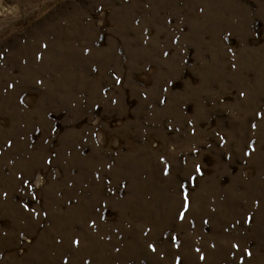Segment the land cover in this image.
I'll return each mask as SVG.
<instances>
[{
    "label": "rangeland",
    "instance_id": "374dc122",
    "mask_svg": "<svg viewBox=\"0 0 264 264\" xmlns=\"http://www.w3.org/2000/svg\"><path fill=\"white\" fill-rule=\"evenodd\" d=\"M0 57V264H264V0H0Z\"/></svg>",
    "mask_w": 264,
    "mask_h": 264
},
{
    "label": "snow or ice",
    "instance_id": "6c2138e0",
    "mask_svg": "<svg viewBox=\"0 0 264 264\" xmlns=\"http://www.w3.org/2000/svg\"><path fill=\"white\" fill-rule=\"evenodd\" d=\"M174 42H175V41H174ZM45 47H46V46H45ZM164 55L167 56L168 53H164ZM0 58H2V57H0ZM39 58H40V57H37V59H39ZM233 67H235V65H233ZM119 82H120V81H117V83H119ZM9 87H12V86L9 85ZM165 91H166V89H165ZM241 96H243V93H241ZM21 103H23V101H21ZM112 103L115 104L116 101L113 100ZM160 103H164V101H160ZM257 117L260 118V117H259V114H257ZM251 127H252L253 130H255L256 125L253 124ZM177 130H178V129H177ZM193 135H195V132H193ZM8 146L11 147V144L9 143ZM253 150H254V149H253ZM245 154L247 155L248 153H245ZM48 163H50V161H48ZM160 163H161L162 165H164V167H163V169H162V171H163V175H164V176H169V175H170V171H171V167H170V165L166 164L165 161L163 160V158H161ZM195 172H196L197 174H199V175H203V172H202V170H201V168H200V166H199L198 164L195 166ZM17 179H20V177H17ZM97 179H99V177H97ZM192 179L194 180L195 178L193 177ZM21 183L23 184V186H24L25 188L28 187V182H27L26 179H25V180H22ZM184 188H185V185H184L183 183H180V182L178 181V190H179V194L182 196V201H181V208H182V210H179V211H178V219H179L181 222H183V221L185 220V216H186V214L189 212V209H190L189 195H188V193H187L186 191H184ZM5 195H6V194H5ZM32 198H33V199H36L35 196H33ZM105 207H106V206H105ZM25 211H28L27 207H25ZM97 211H99V209H97ZM248 222H249V223L251 222V217L248 218ZM205 223H207V221H205ZM89 227H91V228H95V227H96V223H95V221H93V223L90 224ZM144 235H148V232H145ZM171 240H172V243H173V244H176V240H177L176 237H171ZM71 243H72V246H74V247H76V248H78V247L80 246V240H78V239H74V240H72ZM147 247H148V249H149L150 251H152V252H154V253L156 252V247H154L152 243H148ZM176 247H177V249H178V248H179V245L176 244ZM232 247L235 248V247H237V246H236V245H233ZM197 251H199V249H197ZM245 254H246L249 258H251V256H252V253H251V252H246ZM161 258H163V257H161ZM200 259L203 260L204 257L201 256ZM64 264H68V261L65 260V261H64ZM85 264H88V262H85ZM176 264H180V260H179V258H177V260H176ZM241 264H243V261H241Z\"/></svg>",
    "mask_w": 264,
    "mask_h": 264
}]
</instances>
